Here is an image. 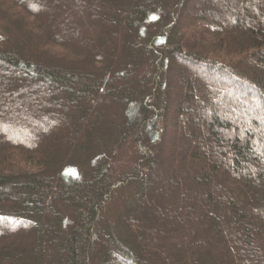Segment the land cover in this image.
I'll return each instance as SVG.
<instances>
[{"label": "trees", "instance_id": "16d2710c", "mask_svg": "<svg viewBox=\"0 0 264 264\" xmlns=\"http://www.w3.org/2000/svg\"><path fill=\"white\" fill-rule=\"evenodd\" d=\"M7 126L0 264H264V0H0Z\"/></svg>", "mask_w": 264, "mask_h": 264}, {"label": "rangeland", "instance_id": "374dc122", "mask_svg": "<svg viewBox=\"0 0 264 264\" xmlns=\"http://www.w3.org/2000/svg\"><path fill=\"white\" fill-rule=\"evenodd\" d=\"M210 7H211V6H209V8H210ZM209 10H210V9H209ZM151 64L153 65V63H151ZM180 68H184V69L188 70L189 72H191L192 76H193V75H194V76H197L196 78L199 79V80L202 78V76L195 75L193 67H192L189 63H187V62H181V61H180V63H179V69H180ZM176 69H178L177 66H176ZM8 73H10V72H8ZM10 74H11V73H10ZM16 75H17V74H16ZM171 76H176V74H174V75L172 74ZM196 78H195V79H196ZM205 84H207L208 86H209V85H213V86L215 85V84H212V81H210V80L206 81ZM216 85H218V84H216ZM102 111H103V110L101 109L100 112L102 113ZM12 113L15 114V112L13 111V109H12ZM103 113H104V112H103ZM175 120H176V119H175ZM175 120H174L173 118H171V119H170V122L173 123ZM0 132H4V133L9 134V138H7V139H16V140H17V139H20L19 136H17L16 134H14V131L11 129L10 126H7L5 129L1 128V129H0ZM38 133H39V132H38ZM7 139H6V140H7ZM22 140L25 141V139H23V138H22ZM114 261H115L116 264H120L119 260L114 259Z\"/></svg>", "mask_w": 264, "mask_h": 264}]
</instances>
